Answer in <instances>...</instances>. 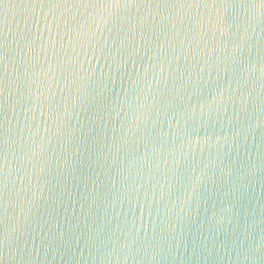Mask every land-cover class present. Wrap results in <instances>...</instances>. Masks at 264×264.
Here are the masks:
<instances>
[{"label":"water","instance_id":"95a60500","mask_svg":"<svg viewBox=\"0 0 264 264\" xmlns=\"http://www.w3.org/2000/svg\"><path fill=\"white\" fill-rule=\"evenodd\" d=\"M245 2L219 8L224 29L211 4L146 3L119 35L37 48L23 69L9 37L0 264H264V22L257 0L244 23ZM3 11L14 33L21 8ZM105 43L127 70L81 83L84 61L108 72L93 58ZM52 97L60 120L43 123L37 102ZM193 169L202 198L186 207Z\"/></svg>","mask_w":264,"mask_h":264},{"label":"snow or ice","instance_id":"6c2138e0","mask_svg":"<svg viewBox=\"0 0 264 264\" xmlns=\"http://www.w3.org/2000/svg\"><path fill=\"white\" fill-rule=\"evenodd\" d=\"M13 2L17 3L21 8L19 19L13 21L15 25L14 33L9 31L8 20L3 11L5 4ZM230 2L234 3L235 0H0V98L3 97L7 87V76L3 69L10 51L9 37L15 44V48L11 50L20 58L21 68L23 69L24 64H29L33 60L38 59L37 48L45 56L48 50L53 51L55 55L57 45H60L61 49H63L65 40L71 45L73 39H75L83 47V41L91 43L93 38L98 34L102 35L105 30L109 33L115 31L119 35L126 26L130 28L133 17L129 10L137 9L138 11L146 3L173 8L178 5L203 6L207 8L211 4L212 8L217 9V11L215 14L209 13V22L217 29H224L231 25V18L227 14L221 15L219 8L228 5ZM258 2L261 10V19L264 22V0H258ZM245 3L247 6L244 11V23L247 25L256 17L257 0H250V2ZM36 9H39V14H37ZM93 49V58L96 59L98 64L101 59L104 60V67L108 69V72L105 73L103 68H101L98 75L97 69L91 66V61H87V67H85L86 61H84L79 64L78 69L79 75L77 78L81 83L88 81L95 84L106 76L110 77L113 69L117 74L121 73L122 70H127V65L122 60L113 58L109 62L110 50L107 49L106 43L99 49H95L93 46ZM106 51H108L109 55L105 54ZM97 52L99 56H97ZM65 55H67L66 52ZM17 90L21 96V106H23V91L19 84H17ZM132 91L134 92L135 90L133 89ZM40 96H43V93H40ZM45 105L48 108L47 114L44 109ZM60 109L61 103L57 102L55 97L50 100L48 98L40 100L36 105V111H40L41 115L45 117L43 123L51 121L54 124L60 120ZM121 110L123 111V108ZM28 112L33 113L31 119L35 121L36 116L34 115L35 111L32 110L31 96L28 97V109L25 111V116L28 115ZM0 117L6 118L2 103H0ZM26 127L31 126L26 125ZM45 131H48V129H45ZM241 131L245 132L247 130L242 129ZM30 137L32 145L40 143L39 123L35 125V130ZM245 139H247L246 136ZM26 147L30 146L26 145ZM6 169V156L0 152V194L4 193L7 188ZM195 171L193 169V174L187 177V182L181 184L182 191L177 197L186 207L189 206V201L194 196L197 199L202 198L201 188L204 185L203 176L205 174L201 172L200 176H196ZM173 174L175 175V173ZM2 198V195H0V199Z\"/></svg>","mask_w":264,"mask_h":264}]
</instances>
